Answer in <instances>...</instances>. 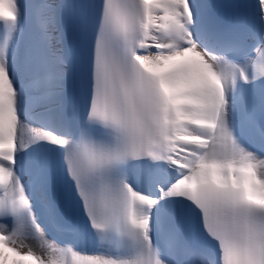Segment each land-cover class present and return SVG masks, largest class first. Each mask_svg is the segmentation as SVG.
Masks as SVG:
<instances>
[{
    "label": "snow or ice",
    "instance_id": "6c2138e0",
    "mask_svg": "<svg viewBox=\"0 0 264 264\" xmlns=\"http://www.w3.org/2000/svg\"><path fill=\"white\" fill-rule=\"evenodd\" d=\"M0 264H264V0H0Z\"/></svg>",
    "mask_w": 264,
    "mask_h": 264
},
{
    "label": "bare ground",
    "instance_id": "6f19581e",
    "mask_svg": "<svg viewBox=\"0 0 264 264\" xmlns=\"http://www.w3.org/2000/svg\"><path fill=\"white\" fill-rule=\"evenodd\" d=\"M39 243H40L39 241H25V244H33V245H35L37 250H39Z\"/></svg>",
    "mask_w": 264,
    "mask_h": 264
}]
</instances>
